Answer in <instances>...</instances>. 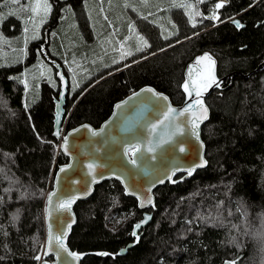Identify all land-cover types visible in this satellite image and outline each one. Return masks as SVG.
Masks as SVG:
<instances>
[{
    "label": "trees",
    "instance_id": "1",
    "mask_svg": "<svg viewBox=\"0 0 264 264\" xmlns=\"http://www.w3.org/2000/svg\"><path fill=\"white\" fill-rule=\"evenodd\" d=\"M217 1L193 2L195 26L184 8L174 7L177 24L174 32L167 29L170 38L154 26L148 47L137 51L131 42L114 53L110 68L90 74L106 62H90L83 51L79 58L72 56L63 47L74 41V31L67 33L71 19L59 24L69 6L83 31L84 47L90 40L84 0H49L42 37L29 42L24 59L6 63L0 58V264H40L44 259L46 199L55 169L66 162L53 136L59 82L54 68L53 79L38 73L42 50L60 63L69 81L64 131L83 123L98 127L115 102L144 85L182 103L185 65L203 51L215 56L218 77L236 72L206 98L210 117L201 130L206 167L154 190L153 217L126 254L116 255L134 240L132 227L143 211L119 182L103 181L90 198L74 205L77 220L67 244L84 254L81 264H220L227 259L262 264L257 246L264 243V67L253 70L264 60V0H225L214 21L207 17ZM0 13L8 18L2 21L6 33H20L2 0ZM237 15L241 28L230 22ZM24 74L29 85L33 76L37 87L32 101ZM71 86L75 90L69 92ZM101 250L109 255L95 254Z\"/></svg>",
    "mask_w": 264,
    "mask_h": 264
},
{
    "label": "water",
    "instance_id": "2",
    "mask_svg": "<svg viewBox=\"0 0 264 264\" xmlns=\"http://www.w3.org/2000/svg\"><path fill=\"white\" fill-rule=\"evenodd\" d=\"M233 21H239L241 25H244L241 23L238 15L230 19V22L236 26ZM42 53L45 59L55 69V76L59 82L58 96L55 98L53 136L60 141V151L66 158V162L58 165L54 171L52 187L48 193V196L49 194H54L52 203L49 204L48 196L46 199V238L42 254L44 259L40 264H81L84 254L71 250L67 244L71 229L77 220L74 205L78 201L90 198L95 186L106 180L119 182L124 195L134 198L137 208L143 211L142 217L132 227V233H136V236L132 235L134 240L120 248L116 253L119 256L124 255L129 248L134 246L137 237L140 238L144 228L153 217V209L155 206L153 207L152 204L141 206V200L145 198L147 189L151 187V192L147 193V195L152 197L155 205L154 190L158 186L171 181L163 179V182H156L154 186L152 182L157 177H163L164 172L168 169L179 167L180 170H177L175 175H171V173L169 175H171V180L173 181H182L191 177L197 170L206 167L207 163L204 167L196 168L191 176H188L183 171L185 167L193 163H200L201 156L204 161H207L205 157V143L201 136L202 127L210 117V110L206 103V98L213 90L220 87V83L226 77L236 72L218 77L216 72V58L208 50L195 55L185 65L183 85L189 81L190 69L191 80L196 83H200L202 80L210 81L214 77L219 84V87L216 84H211L206 91L202 92L200 97L207 112L206 118H203L199 124V141L189 134L188 127L190 125H186L185 123L186 120L192 118L191 113L180 114L189 102L195 100L194 94L190 97L185 92L183 86L182 89L185 93V99L180 104L172 103L167 94L154 87L144 85L115 102L109 117L98 127L83 123L62 132L61 126L66 115L64 106L68 94L69 81L60 63L51 58L46 51L42 50ZM205 53L211 56L214 64L207 60L197 63V58L204 56ZM263 67L264 60L253 72ZM249 74H246V76ZM148 89L152 91H147ZM162 97L166 99H162ZM118 105L119 107H117ZM168 107L176 109L177 112L172 114L169 120H164L163 113L166 112ZM192 111L196 112L197 115L200 114L197 108H194ZM161 121H164V123H160ZM153 124L157 125L154 131L152 130ZM177 125L181 129H184V131L178 132ZM57 131L60 133L58 136L55 134ZM64 137H67L66 149L62 147L64 145ZM149 142H151L155 151H147ZM200 143H202V147H198ZM131 145H136L143 152V158L137 159L134 165L131 163V159L135 158V156L132 152L127 151ZM180 148H183L184 151L181 152ZM89 164L96 166L94 173L89 171ZM61 169H64V171H61ZM178 175L180 176L177 177ZM93 176H95V181H93ZM182 176L184 179H181ZM69 197H75L70 210L64 212L58 209L56 206L58 201ZM146 217L148 218L146 222L141 223L145 221ZM65 222L71 224L70 229L65 227L66 235L63 237L67 251L59 252L56 250V246L51 242L50 238L51 236L59 234ZM137 224H140L139 228L135 227ZM71 252L80 254V258L73 260L68 255ZM98 253L108 252L102 250L95 252L98 256H107L99 255ZM230 261V259H227L220 264H226V262Z\"/></svg>",
    "mask_w": 264,
    "mask_h": 264
},
{
    "label": "crops",
    "instance_id": "3",
    "mask_svg": "<svg viewBox=\"0 0 264 264\" xmlns=\"http://www.w3.org/2000/svg\"><path fill=\"white\" fill-rule=\"evenodd\" d=\"M181 2L182 0H84V14L88 21L90 40L86 41V43L83 44L84 47H82L81 39L82 36H84L83 31L78 26L76 17L73 16V10H71V27L67 33H70V31L73 30L75 37H73L74 41H67L68 47L65 45H63V47L66 48L70 54H73L72 56L76 55L75 57L79 56L78 53L81 54L82 51L86 52V50H88L85 48L86 44H89L90 48L93 47L94 44L103 47V49L99 50V53H97L98 56H101L104 53L109 54L116 51H123H118L116 47L121 42L123 43V46H125V42L128 38L132 42H136L132 43V45L139 47L141 44L138 41L136 33L130 32L127 27L129 21L132 23H135V21L140 22L137 31L139 36H145L143 35L144 31L142 24L144 17H147L149 21L151 20V28L155 26L161 30V36L168 35L164 29H168L169 32L175 31L177 23L174 16L177 12H174L173 8ZM101 9H103V11H101ZM165 10L170 11L156 19L158 13L164 12ZM134 14H136V16L132 17ZM104 17H107V20H105ZM60 23H62L61 19L59 21V24ZM54 31L55 30L52 32ZM170 36L172 35L169 34V37ZM125 37H127V39H125ZM131 37H137V40ZM67 39L69 38L67 37ZM145 40L149 44L146 37ZM89 58L91 59L93 57ZM115 60L116 57L110 59L106 63L98 65L97 67H92L90 74H98L99 72L110 68L112 62Z\"/></svg>",
    "mask_w": 264,
    "mask_h": 264
},
{
    "label": "snow or ice",
    "instance_id": "4",
    "mask_svg": "<svg viewBox=\"0 0 264 264\" xmlns=\"http://www.w3.org/2000/svg\"><path fill=\"white\" fill-rule=\"evenodd\" d=\"M21 3V0H2V5L3 6H8L9 4H17L19 5ZM129 6V5H126ZM176 6H180V7H187V5H176ZM224 7V0H221V2L216 3L215 5V9H213L212 11V15L207 17L208 19H212V20H217L218 19V15L216 14V9H220ZM51 6L48 4L47 0H29L28 3H26L25 7L23 10L25 11H31L34 15L38 14L40 11H43L45 15H47V13L50 11ZM101 11H103V9H101ZM10 15H16L15 12H11L9 13ZM151 15V14H150ZM196 15H200V13H196ZM3 17L0 16V19H2ZM105 20H107V17H104ZM144 19H147V17H144ZM189 19L191 20V22L193 23V26H195L196 24V20L194 18V16L190 13L189 14ZM237 27H243V25H241L239 23V21H233ZM128 29L130 32L135 33V24L132 23L131 21H129L128 25H127ZM174 27V25H173ZM25 32H27V29H25ZM137 37H138V41L140 42L141 46L137 47V51H141L143 48L148 47V43L147 41L144 39L143 36H139L138 33H136ZM165 38H167V36H165ZM125 39H127V37H125ZM125 55H131V52H127L125 53ZM123 58V57H122ZM207 60L210 63L214 64V61H212L211 56H209L207 53L204 54V56L202 57H198L197 58V63H199L200 61H204ZM16 79H19V77H16ZM211 84H216L217 87H219V84L216 82L215 78L212 77V79L209 80H202L200 83H196L195 81L191 80V69L189 70V81L185 82V84L183 85L185 92H187L189 94V96H195V100L189 102V104L183 109V111L180 113L181 115L185 114V113H191V119L190 120H186V125H190V127H188V132L189 134L194 137L197 141H199V124L202 122L203 118H206V112L207 109L203 106L202 100L200 99L202 92L206 91L208 87L211 86ZM191 89V90H190ZM147 91H152L151 89H148ZM162 99H166L164 97H162ZM119 107V105L117 106ZM194 108H197L199 110V115L196 114V112H193L192 110ZM177 110L176 109H172L171 107H168L166 112L163 113L164 116V120H169L172 116V114L176 113ZM160 123H164V121H161ZM157 128L156 124L152 125V130L154 131ZM177 131H184V129H181L179 127V125H177ZM57 136L60 134L59 131H57L55 133ZM66 149L67 147V137H64V145L62 146ZM198 147H202V143H200L198 145ZM127 151L132 152L135 156V158L131 159V163L134 165L136 164L137 159H142L143 158V152L141 151V149L139 147H137L136 145H131ZM147 151L148 152H153L155 151V148L151 145V142H149V145L147 147ZM180 151L183 152L184 149L180 148ZM154 158V157H153ZM207 161H204L202 156L200 157V163H193L187 167H185L183 169V171H185L187 173L188 176H191L193 174V172L196 170V168L199 167H204L206 165ZM95 165L94 164H89L88 165V169L90 172L94 173L95 172ZM177 170H180L179 167L176 168H172V169H168L167 171L164 172L163 177H157V179L155 181L152 182V185L154 186V184L156 182H163V179H168L169 181L176 183L178 181H173L171 180V175H175V172ZM61 171H64V169H61ZM169 173H171V175H169ZM181 179H184V177L182 176ZM93 181H95V176H93ZM151 192V187H149L147 189V192L145 193V198L141 200V206L145 205V204H152L153 207L155 206L152 200V197L150 195H147V193ZM131 194H135V193H131ZM54 194H49L48 196V201L49 204L52 203V198H53ZM75 197H69L67 199H60L57 203V208L64 211V212H68L71 208L72 203L74 202ZM148 218L146 217L145 221H142L141 223H145L146 220ZM65 227L70 229L71 228V224L65 222V224L61 227L59 234L58 235H54L51 236V242H53L56 246V250L59 252H66L67 249L65 247L64 244V239L63 237L66 235L65 232ZM136 228L140 227V224H137L135 226ZM133 236H136V233L133 232L132 233ZM139 239V237H137V240ZM7 246L5 245V248ZM99 255H108V253H98ZM68 255L73 259V260H78L80 258V254L75 253V252H71L68 253ZM3 257H0V260H2ZM34 259L39 260L40 257L36 256L34 257ZM226 264H236V261H230V262H226Z\"/></svg>",
    "mask_w": 264,
    "mask_h": 264
},
{
    "label": "rangeland",
    "instance_id": "5",
    "mask_svg": "<svg viewBox=\"0 0 264 264\" xmlns=\"http://www.w3.org/2000/svg\"><path fill=\"white\" fill-rule=\"evenodd\" d=\"M28 2H29V0H21V3L19 5H17V4H9L8 6H5V8H6L8 13H11V12H15L16 13V15L8 14L7 16H9L10 19H11V17L14 20L16 19L15 21L19 23L20 33H13V34L9 33V34H7L6 30L3 28V24H2V21H3L4 18L0 19V58L2 60H4L6 63H11V62L14 63V62L19 61L20 59H22V60L24 59V55L26 53V48H28L27 46H28L29 42L38 40L40 37H42V33H43L44 29H45L44 28L45 27V23L49 19L51 9L47 13V15H45L43 11H40L38 14L34 15L31 11L23 10L25 5H26V3H28ZM47 2L50 5L49 0H47ZM193 2H195V0L194 1L193 0H182V2L178 3L177 5H187V7H182V8H184V10L188 13V15L191 13L194 16L195 15V11L193 10ZM177 7L180 8V6H175V8H177ZM71 10L72 9L69 6H65L64 13H63V15L60 18L62 20V22L65 19L70 20V16L72 15V11ZM169 11L165 10L164 12L158 13L156 19H158L159 17L163 16L164 14H167V12H169ZM73 16H75V12L74 11H73ZM135 16H136V14L132 15V17H135ZM6 19H8V18H5L4 21ZM150 21L147 18V19H144V21L142 23L143 24V31H144L143 35H145L144 39H145V37L147 38L150 33H152V31H151L152 29L150 27ZM214 21H217V20H214ZM134 24L136 26L135 27V33H137L138 26L140 25V22H136L135 21ZM9 28L11 29L10 23H9ZM25 29H27V32H25ZM164 30L168 34L167 29H164ZM55 32L56 31H54V32L51 31L50 32L51 38H52V36L54 35ZM165 36H167V38H168L169 35H163L162 37L165 38ZM131 38H134V39L137 40V37H131ZM131 42L132 41L128 38L126 40V42H125V46H123V43L121 42V43H119L117 45L116 49L118 51L121 50V49L123 50V47L127 48L128 44L131 43ZM133 43H136V42H133ZM102 49H103V47H97V48L91 47L88 50L89 52L86 51L87 53L84 52L82 54H88L90 57H93L91 59L89 58L90 62H93V63H96V62L97 63L107 62L110 59H113L115 57L114 53H116V52L109 53V54L108 53H104L103 55L98 56L97 53H99V50H102ZM50 51H51V53L53 55L57 54V52L54 51V49H50ZM38 53L40 55V52H38ZM58 55H62V54L59 53ZM78 55H80V53H78ZM75 58H79V57H75ZM40 60H41V62H39L40 63V67L38 68V73L40 75H43V77H46L48 79H53V77H52L53 76V67H52V65L48 61H46L43 57H41V58L39 57V61ZM6 63H3V64H6ZM31 69L34 71V67H32ZM74 70L77 71V69H74ZM24 80H25V84L27 86V89L29 91H31L30 99L32 101L33 96L37 94V92H36L37 91L36 90L37 87L35 89V86L33 85V76H31V79H30V85H29V82H28L26 74H24ZM74 81H75V78H74V80L72 78V82L74 84H76V82H74ZM72 90L74 91L75 88H73L71 86V88L69 89V92H72ZM61 130H62V132H64V127Z\"/></svg>",
    "mask_w": 264,
    "mask_h": 264
},
{
    "label": "clouds",
    "instance_id": "6",
    "mask_svg": "<svg viewBox=\"0 0 264 264\" xmlns=\"http://www.w3.org/2000/svg\"><path fill=\"white\" fill-rule=\"evenodd\" d=\"M257 247H258L259 252L262 255V264H264V243H261Z\"/></svg>",
    "mask_w": 264,
    "mask_h": 264
},
{
    "label": "built area",
    "instance_id": "7",
    "mask_svg": "<svg viewBox=\"0 0 264 264\" xmlns=\"http://www.w3.org/2000/svg\"><path fill=\"white\" fill-rule=\"evenodd\" d=\"M219 2H221V0H219L217 3H219ZM224 3H225V0H224ZM218 10H219V9H216L215 11H216V14H217L218 17H219Z\"/></svg>",
    "mask_w": 264,
    "mask_h": 264
}]
</instances>
